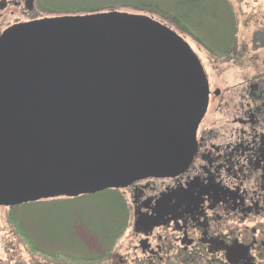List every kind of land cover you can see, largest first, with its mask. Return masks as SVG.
<instances>
[{"label": "water", "instance_id": "obj_1", "mask_svg": "<svg viewBox=\"0 0 264 264\" xmlns=\"http://www.w3.org/2000/svg\"><path fill=\"white\" fill-rule=\"evenodd\" d=\"M213 92L172 28L119 11L0 37V207L185 173Z\"/></svg>", "mask_w": 264, "mask_h": 264}, {"label": "flooded vegetation", "instance_id": "obj_2", "mask_svg": "<svg viewBox=\"0 0 264 264\" xmlns=\"http://www.w3.org/2000/svg\"><path fill=\"white\" fill-rule=\"evenodd\" d=\"M75 15L80 14L68 12L67 0H0V37L16 25ZM212 111L199 127L197 152L185 173L123 189L141 238L135 252L148 261L183 257L249 264L248 252L264 250V138L257 134V112L243 119L224 117L221 110L223 132L210 138L214 124H204Z\"/></svg>", "mask_w": 264, "mask_h": 264}, {"label": "rangeland", "instance_id": "obj_3", "mask_svg": "<svg viewBox=\"0 0 264 264\" xmlns=\"http://www.w3.org/2000/svg\"><path fill=\"white\" fill-rule=\"evenodd\" d=\"M227 1L231 3L237 18L236 50L233 51L229 57L216 56L208 52L191 36L186 34L180 25L157 13L140 11L132 7L124 6L109 7L108 9L115 8L116 11L119 12L150 16L154 20L172 28L191 45L204 65L210 88L213 92L208 109L213 111L209 112L204 124V127L209 124H214L213 129H211L214 130V134L210 136V138H216L223 132V116L231 117L237 115L245 119L251 112H257L255 107L260 108V111L256 113L257 119L259 120L257 134L264 138V0ZM199 2L202 5L199 15L206 12V18L208 17L210 19V16L214 17L212 10L221 8L223 5L222 0H199ZM221 17L227 19L230 17V14L226 11ZM211 26L213 27L214 25L212 24ZM227 42L228 41L225 39H222L219 41L218 45L222 47L227 44ZM254 77H258L259 79L253 81ZM221 110L224 112L223 116L219 115ZM214 112L216 116L212 114ZM209 132L210 131H206L205 134ZM126 192L129 193L127 190H121V193L126 197L127 201L131 202V198H129ZM25 212L32 213L31 215H33L36 220L39 217H44V221H47L49 224L46 225V228L49 226L51 234H56L58 230V219L64 220V225L67 228H73V232L76 233L75 242L81 243L90 251L98 253L103 252L98 237L94 235V233L92 234L87 225L80 220L84 217L88 219L91 217V220L97 224L99 223L98 228L106 227L109 220L104 221V219H108V209L104 203H95L92 202L91 199H84L79 202V205L72 204L67 208H52L41 204L28 211L27 209H25L24 212L18 211L20 216L22 214V217L26 216ZM80 214L84 217L80 216ZM71 217H73V220L70 219ZM77 217L80 220H78ZM22 222L29 232L34 230V226L30 227L28 222ZM133 222L134 219L132 211L130 210L129 226L125 235L118 241L108 260L101 264H229L225 263V260L221 262L220 260H213L212 258L193 260L183 257L170 258L163 263H158V260L148 261L139 251L135 252L134 247L139 244L138 241H140L141 238L134 233ZM59 229L62 230V228ZM245 235L244 239L247 246H251L248 241L250 236L246 234V232ZM65 237H67V235ZM169 237L173 238L172 235ZM43 245H50L49 248L51 250V246H57L58 243L41 239L40 246ZM248 253L249 256H247V260L244 261L249 262V264H264V250L258 251V249H255ZM0 264L64 263L45 259V257L39 253L33 255L15 226L9 221V209L0 207Z\"/></svg>", "mask_w": 264, "mask_h": 264}, {"label": "trees", "instance_id": "obj_4", "mask_svg": "<svg viewBox=\"0 0 264 264\" xmlns=\"http://www.w3.org/2000/svg\"><path fill=\"white\" fill-rule=\"evenodd\" d=\"M222 1L223 5L221 8L212 10L214 17L210 16L211 19L208 17L206 18V12L199 15V11H201L202 8L199 0H67V4L69 13L80 15L116 11L115 8H108L120 6L157 13L180 25L186 34L191 36L208 52L216 56L229 57L235 49L237 18L231 3L227 0ZM226 11L230 14V17L227 18L228 20L221 17ZM212 24L214 25L213 27L211 26ZM222 39L228 42L221 47L218 44ZM84 199H91V201L95 203H104L108 209V219H104V221H109L107 226L103 228H98L99 223H95L91 220V217L88 219L82 214H80V216L84 217L82 220L77 217L78 220L87 225L92 234L94 233V235L98 237L103 248L102 253L90 251L81 243L75 242L76 233L73 232V228H67L64 225V220L58 219V230L56 234H51L49 226L46 228L48 223L44 221V217H39L36 220L34 216L31 215L32 213L25 212L26 216L24 217H22V214L20 216L18 213V211L24 212L25 209L28 211L41 204L52 208H67L72 204L79 205V202ZM8 209L9 221L15 226L33 255L39 253L45 257V259L64 264L104 263L110 257L118 241L125 235L129 226L130 210L126 197L121 193V190H107L98 194L81 196L74 199L58 198L53 200H41L39 202ZM72 218L73 217L70 219ZM22 221L28 222L30 227L34 226V230L29 232ZM59 228H62V230ZM66 235L67 237H65ZM41 239L50 242L55 241L58 245L51 246L50 250V245L40 246Z\"/></svg>", "mask_w": 264, "mask_h": 264}, {"label": "bare ground", "instance_id": "obj_5", "mask_svg": "<svg viewBox=\"0 0 264 264\" xmlns=\"http://www.w3.org/2000/svg\"><path fill=\"white\" fill-rule=\"evenodd\" d=\"M222 53V52H221Z\"/></svg>", "mask_w": 264, "mask_h": 264}]
</instances>
